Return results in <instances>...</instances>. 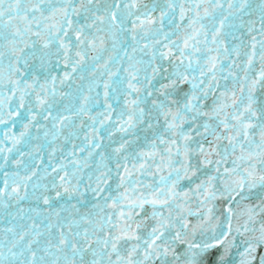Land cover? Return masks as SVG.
<instances>
[{
  "label": "snow or ice",
  "instance_id": "snow-or-ice-1",
  "mask_svg": "<svg viewBox=\"0 0 264 264\" xmlns=\"http://www.w3.org/2000/svg\"><path fill=\"white\" fill-rule=\"evenodd\" d=\"M0 264H264V0H0Z\"/></svg>",
  "mask_w": 264,
  "mask_h": 264
}]
</instances>
